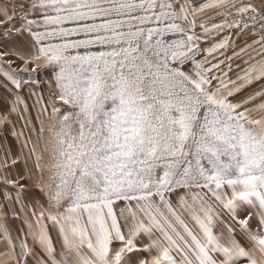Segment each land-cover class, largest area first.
I'll return each mask as SVG.
<instances>
[{"label": "snow or ice", "instance_id": "obj_1", "mask_svg": "<svg viewBox=\"0 0 264 264\" xmlns=\"http://www.w3.org/2000/svg\"><path fill=\"white\" fill-rule=\"evenodd\" d=\"M0 264H264V0H0Z\"/></svg>", "mask_w": 264, "mask_h": 264}]
</instances>
